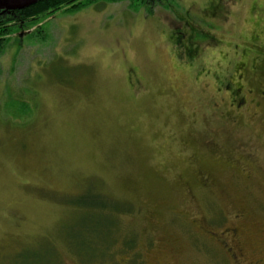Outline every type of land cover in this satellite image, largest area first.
Segmentation results:
<instances>
[{
  "label": "rangeland",
  "instance_id": "obj_1",
  "mask_svg": "<svg viewBox=\"0 0 264 264\" xmlns=\"http://www.w3.org/2000/svg\"><path fill=\"white\" fill-rule=\"evenodd\" d=\"M90 1L0 55V264H264V0Z\"/></svg>",
  "mask_w": 264,
  "mask_h": 264
},
{
  "label": "trees",
  "instance_id": "obj_2",
  "mask_svg": "<svg viewBox=\"0 0 264 264\" xmlns=\"http://www.w3.org/2000/svg\"><path fill=\"white\" fill-rule=\"evenodd\" d=\"M141 2L143 5H151L155 0H134ZM85 2V1H84ZM90 0H86L85 4L81 3V0H41L35 5H32L26 9L20 10L17 12L19 16V23H29L35 22L42 18H48L53 16L61 9H68L71 13L72 11L81 10L84 7L90 5ZM83 4V7H82ZM13 22L12 18L6 19L4 22H0V55L3 50L6 48L8 43V36L10 41V35L17 32L19 28L17 25H11ZM23 27V26H22ZM100 209L101 207H98ZM96 258V257H95Z\"/></svg>",
  "mask_w": 264,
  "mask_h": 264
},
{
  "label": "flooded vegetation",
  "instance_id": "obj_3",
  "mask_svg": "<svg viewBox=\"0 0 264 264\" xmlns=\"http://www.w3.org/2000/svg\"><path fill=\"white\" fill-rule=\"evenodd\" d=\"M83 1H86V0H83ZM17 12L19 11H14L13 13H7V12H3L0 10V22H4L6 19H9V18H12L13 19V23L16 22L18 19H19V16L17 15ZM24 25V23H19L18 24V28H19V31L22 29V26ZM260 51V50H258ZM254 58H257V59H260V63H262V69H260V72L258 74V77L259 79L261 80V86L260 88L256 91L257 92V95H258V98H259V101H262L264 103V55H262L261 57H257V56H253ZM241 59H243V56H241ZM252 61H256V60H252ZM246 66L244 65L242 69H244ZM252 69H255V66L252 68ZM254 72V71H252ZM237 82H233L231 84H229L227 86V92L230 94H232V99L235 101V104L232 105V107L235 108L236 111L240 110L241 108L245 107L246 105H248V102L249 100L247 99L246 100V96H250L251 97V100L253 102L254 100V103H261V102H257L255 100V97H253L255 91L252 90V89H249L248 92H247V95H243L242 93V89L240 88H236L237 86ZM233 87V88H232Z\"/></svg>",
  "mask_w": 264,
  "mask_h": 264
},
{
  "label": "water",
  "instance_id": "obj_4",
  "mask_svg": "<svg viewBox=\"0 0 264 264\" xmlns=\"http://www.w3.org/2000/svg\"><path fill=\"white\" fill-rule=\"evenodd\" d=\"M39 1L41 0H0V10L13 13L35 5Z\"/></svg>",
  "mask_w": 264,
  "mask_h": 264
}]
</instances>
